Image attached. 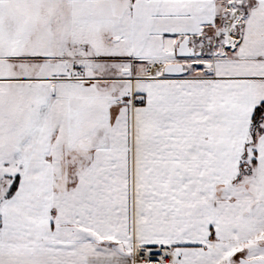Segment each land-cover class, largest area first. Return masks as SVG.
I'll use <instances>...</instances> for the list:
<instances>
[{
    "label": "snow or ice",
    "instance_id": "1",
    "mask_svg": "<svg viewBox=\"0 0 264 264\" xmlns=\"http://www.w3.org/2000/svg\"><path fill=\"white\" fill-rule=\"evenodd\" d=\"M0 264H264V0H0Z\"/></svg>",
    "mask_w": 264,
    "mask_h": 264
}]
</instances>
